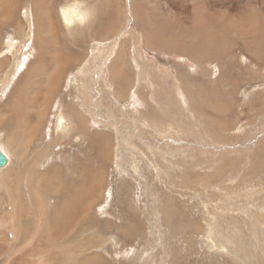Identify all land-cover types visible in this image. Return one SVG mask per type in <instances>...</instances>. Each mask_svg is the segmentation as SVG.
Returning a JSON list of instances; mask_svg holds the SVG:
<instances>
[{"label":"rangeland","instance_id":"1","mask_svg":"<svg viewBox=\"0 0 264 264\" xmlns=\"http://www.w3.org/2000/svg\"><path fill=\"white\" fill-rule=\"evenodd\" d=\"M36 1L34 6L41 5L44 8L42 11L44 14H39L38 20L37 16H34L32 0L22 1L19 10L14 14L13 22L11 18V21L6 23L8 26L2 25L3 11H0V63L2 62L0 84L4 73H11L14 62L22 59L21 53L24 50L30 49L32 54H28L25 66L18 75L24 71L29 60L34 62L32 70L29 72L28 68L26 71L27 78L21 81L18 87L22 86L24 90L22 95L24 104L16 121L24 122L21 127L24 124L29 127L23 136L17 135V140L22 141V165L25 169L20 176L8 179V182H12L9 196L3 199L5 203H0V206L5 205L0 209V264L6 260L21 258L22 255H25V263L28 264H264V219L260 217L264 214L263 209L259 206H249L250 204H247L250 209H244L255 194H259L261 200L264 199V160L261 163L260 159L255 160L259 156L264 159V97H260L263 100L250 98L255 91L264 90V68L258 67L257 61L256 63L249 61L238 52L230 64L224 65L223 78L219 86L216 81L214 82L219 67L212 68L209 67L211 64H206L205 67L202 66L204 70L201 71L197 67L186 65L187 71L195 74L193 77L185 78V81H174L175 88H179L181 95L194 94L196 91L192 86L197 80L206 81L215 92L228 91L230 95L224 93L225 96H220L219 92L216 94L220 102H230L231 106H225L221 110H207L208 112L205 109H195L194 111H199L195 114L199 117L195 116V121L191 122L190 115H193V109H189L188 101L184 103L185 99L177 95L176 100L177 102L180 100L182 109L154 111L157 116L173 119L174 123L170 122L172 128L165 133L154 131L151 122L147 125L138 122L134 119L135 116H129L132 110L122 109L127 111L122 113L118 108L110 106L106 98L98 97L95 105L98 113L96 109L93 108L95 111L92 109L87 135L90 146L87 151L88 164H83L81 148L69 145L60 137L56 139L51 130L60 102L64 101L67 104L69 96L74 104H77L81 98L79 88L73 89L69 94L67 90L73 84L71 76L90 59L88 58L90 47L88 48L86 36L82 35L77 48L78 57L72 51L71 53L65 51L68 44L72 50H75V47L72 38L69 40L62 35L66 31L60 24L58 15L60 6L57 4L54 7L49 6L51 0ZM95 4L96 0L92 2V5ZM3 9L1 6L0 10ZM40 15L43 18L39 17ZM37 25L43 30V39L50 48L52 46L51 50L56 48L53 52L55 59L59 60L58 57L63 58L65 55L67 57L64 59L72 62V68L61 85L58 98L53 100L50 109L43 106L42 97L39 95L40 82L45 79V74L35 62L39 56L38 46L34 44L33 39ZM129 31L130 27L126 25L117 37L111 39V45L130 38ZM138 32L137 42L132 39L128 41L129 54L131 53L128 59L131 62L133 58L138 60L137 62L142 59L150 61L152 56L149 52L145 53L147 51L139 41ZM10 39L17 44L10 52H6ZM107 43L106 45L100 43L98 52L100 56L104 53L102 48L107 46ZM117 50L118 47L112 49L109 60L116 57ZM61 62L60 59L59 63ZM131 64L135 66V69L131 70V76L134 78L139 75L135 89L141 85L146 86V73L137 68L134 61ZM3 66L5 70L2 69ZM169 66L172 67L167 70L168 74L176 72L173 65ZM53 68L51 66L45 71L51 73ZM85 79L88 78L82 76V80ZM101 82V79L97 80V83ZM12 84L13 82L3 96L0 93V116L12 113L11 108L6 106L8 100L6 97ZM144 97L148 99L149 95L144 94ZM33 110L36 112L34 117L30 115ZM41 113L46 115L43 119L45 124L34 137L32 131L35 122L38 120L41 122L43 118ZM96 113L100 120L93 117ZM144 113L148 111L144 110ZM16 121L13 123L16 124ZM14 124L10 126L15 129ZM214 130L216 132H213ZM30 141L32 144L29 146ZM0 143L6 146L3 134L0 136ZM150 147L155 154L150 151ZM182 159L188 164H183ZM74 163L89 166L92 180L98 181L100 186L96 192L91 193V198L80 204V211L83 208L87 214V219L84 220L87 224H82L78 219L71 230H66L67 233L65 231L62 237L55 235L57 236L55 243L50 244L48 232L53 228L44 226L36 232V224L27 216H31V212L38 213L39 201L44 206V211L50 215L49 219H52V215L55 214L54 208L62 203L60 200L63 189L65 192V186L70 184L72 178L67 173L68 165L74 168ZM155 163L159 168L157 172L154 169ZM49 166L60 171L57 178L46 177ZM215 171L219 176H215ZM39 180L52 188H43L39 191L42 195L36 196L31 191L37 189ZM209 184L211 189H208ZM186 187L201 192L200 198L184 194ZM11 193L16 197L11 196ZM17 196L19 202L16 201ZM225 202H230L233 206H227ZM14 205H21L22 209L29 207L31 212L20 213L21 208L13 210ZM9 210L11 212L7 214L8 216L1 217L2 211ZM164 210H168L172 217L169 225L162 219ZM244 210L247 213L243 212ZM205 212L207 213L204 214ZM21 215L28 224L25 226L27 231L24 235L13 224ZM210 218L215 225L210 237L213 242L204 241L206 235L204 229H207L206 222Z\"/></svg>","mask_w":264,"mask_h":264},{"label":"bare ground","instance_id":"2","mask_svg":"<svg viewBox=\"0 0 264 264\" xmlns=\"http://www.w3.org/2000/svg\"><path fill=\"white\" fill-rule=\"evenodd\" d=\"M22 1L23 0H2L0 3V9L1 6L4 8L0 10L3 11L1 16L4 19L2 25L8 26L6 23L11 21V18L13 22L14 14L19 10ZM45 1L49 2V0ZM45 1L44 3L46 4ZM93 1L95 0H67V2L59 3V1L55 2V0H51L49 4L51 7H54L55 4L60 6L58 7L60 24L66 31V33H62V35L64 34L66 39L70 40L72 38L73 40L75 50H72V47L68 44V48L66 47L65 51L69 53L72 51L74 55L78 57L79 51L77 48L79 47V42H81L82 35L86 36L88 48L90 47L88 51L90 54L88 58L90 59L88 61L85 60L87 64L84 63L81 69L71 76V83L73 84H71V87L67 90V94H69L73 89L79 88L81 98L78 99L77 104H74L69 96L67 97L69 99L66 100L67 104L64 101L62 103L60 102L56 119L51 130V133H54L56 139L60 137L69 145L81 148V163L83 164H88L87 151L90 146L89 137H87V135L89 133V122L92 116L91 111L93 108L97 110L95 105L98 97H103V99L106 98L110 106L118 108L122 113H127V111H124L127 109L132 110L129 116H135L134 119L138 122H144L147 125L151 122L154 131L165 133L172 128L170 122L174 123V121L171 117L166 119L164 116H157L154 111L182 109L183 105L181 106L180 100L178 102L176 100L177 95H180L183 100L185 99L184 103L188 101L190 106L189 109H193V115H190L191 122L195 121V114L199 112L194 111L195 109H205L206 111L221 110L225 106H231L230 102H220L216 94L219 92L220 96H225L224 93L227 95H230V93L228 91L215 92L213 87H210L206 81L200 82L197 80V83L192 86L194 87V91H196L194 94L181 95L179 88H175L176 83L174 81H185V78H189V76L193 77L195 74L194 72L189 73L186 69V65L188 67H197L201 69V71L204 70L203 67H205L206 64H211L209 67L212 66V68L219 67L220 69L217 70L218 76H215L216 80L214 79V82L216 81L219 86H221L220 83L223 78L224 65L230 64L234 55L238 52L249 61L255 63L257 61L258 63L256 64H258V67L261 66V68H264V0H96V4L92 5ZM35 2L37 1L32 0L34 16H37L36 19L38 20V15L44 11V8L41 5L38 7L34 6ZM42 14H44V12ZM41 16L42 15L39 17ZM126 25L130 27V38L125 39L124 42L122 41L120 43V41H118L116 44L111 45V39L117 37ZM137 31L140 32L139 41L147 51L144 52H149L152 58L150 61H143L142 59L140 62H137L138 60L133 58L136 67L145 72L147 76V85H141L135 89V84L138 81L139 75H136L134 78L131 76V70L135 69V66H132L131 63L133 61L131 62L128 59V56L131 54H129L130 44L128 41L132 39L137 42ZM48 36H50L51 39L53 38L51 35ZM33 39L34 44L38 46L39 55L35 62L45 74V79L40 82L41 89L39 90V95L42 97L41 101H43V106L50 109L53 105V100L58 98L61 85L69 70L72 68V62L69 60L67 61V59L65 60L64 58L67 57L65 55L63 58L58 57L59 60L61 59V63H59V60L55 59L53 52L56 48L51 50L52 46L50 48L43 39V30H41L40 25H37ZM100 43H107V46L102 48L104 53H102L101 56L98 53L100 51ZM15 44L17 43H14L13 40L10 39V41L7 42L6 52H10ZM116 47H118L116 57H114L113 60H109L108 58L112 54V49L114 50ZM28 54H32L30 49H27V51L24 50L21 53L22 59L14 62L10 70L11 73H4L2 83L0 84V93L3 96L13 82L8 96L6 97L8 98V100H6V106L11 108L12 113L8 114V116H0V136L2 134L5 135L6 145L4 146L0 143V151L6 158V163L0 167V192L3 194L0 193V203H5L3 199L9 196L12 182H8V179L12 176H20L25 169L22 165V141L17 140V135L21 134L23 136L29 127L27 128V126H25L26 124L21 127L24 123L23 121L21 122V120L17 122V119L21 115L19 110L24 104L22 98L24 90L22 86L20 88L18 87L20 86L19 83L23 80L25 81L27 78L28 74L26 71L28 68H30L29 72L32 70V64L34 62L29 60L24 71H22L20 75H18V73L21 68L25 66V60L28 58ZM6 59L7 56H5V60ZM127 63L129 64L127 65ZM169 64L176 68V72L172 71L169 74L167 73V70L169 71L170 67H172L169 66ZM51 66L54 67L53 71L51 73L46 72L45 70L49 69ZM2 69L5 70L6 68L3 66ZM139 74L141 75L140 72ZM84 75L88 79L82 80V76ZM99 79L102 80L101 83H97ZM133 79H135V81H133ZM144 94L149 95L148 99H145ZM37 96L38 95H36V97ZM260 97H264V90L255 91L250 95V98L259 99ZM260 99L263 100V98ZM263 106L261 105V107ZM43 108L41 109L44 112ZM144 110H147L148 113H144ZM31 113L30 115L32 117L36 114L34 110ZM97 113L95 114L96 116L94 115L93 117L100 120L97 118ZM42 116L41 122L39 120L35 122L36 125L32 131L34 137H36V132L41 130L43 124H45L43 119L46 115L42 114ZM211 116L212 115L208 117ZM16 117L18 118L16 119ZM14 121H16V124L13 123ZM176 121L177 120H175V122ZM32 123L34 122L30 124ZM11 124H14L15 129L13 126H10ZM218 125H220V123ZM212 126L213 125H211V127ZM132 131L137 133L134 129H132ZM213 132L216 131L214 130ZM212 136L214 135L212 134ZM211 138L215 139L214 137ZM30 144H32V141L29 142V146ZM97 147L99 148V146ZM11 151L14 153L12 154ZM150 151L155 154L151 147ZM259 159V163L264 160L262 156L261 158L260 156L255 158V160ZM182 162L185 165L188 164L185 159H182ZM74 165V168L68 165L69 170L67 169V173L69 176L71 175L72 178L70 184L65 186V192L63 189L62 198L61 200L59 199L62 203L54 208L55 214L52 215L51 220L49 219L50 215L44 211V206L39 201H37L38 213L31 212L29 207L22 209L21 205L13 206V210L20 207V213H22V211L31 212V216L28 215L27 217L36 224V232H39L44 226L53 228L52 231L48 232V242L50 244H54L57 236L62 237L66 230L72 228L74 224H77L78 219L82 221V224H87V222L84 221L87 219V214L83 208H81L80 211V204L88 200L91 193L94 191L96 192L100 186L98 181L92 180L89 166H79L78 164L76 165V163H74L73 166ZM154 166L157 172L159 170L157 164ZM260 167L261 166H259V168ZM47 169V173H49L46 177L49 179L57 178L60 174V171L53 166H49ZM74 173H77V175H74ZM220 173H222V171H220ZM215 176H219L217 172ZM43 188L52 187L44 184L42 180H39L37 181V189L31 188V193L36 196H41L42 194L39 191ZM211 188L209 184L208 189ZM183 192L184 194H192L199 198L201 196V192L199 193L188 187L184 188ZM179 193H181V191H179ZM11 196L16 197V195L12 193ZM259 196V194L252 196L250 201L246 203L244 209H250L249 206L251 205H253V207L259 206L260 208L262 207L264 213V199L261 200ZM24 197L26 196L24 195ZM16 201H20L18 200V196ZM75 202H78V204L76 205ZM247 204L250 205L247 206ZM225 205L230 207L233 206L230 202H225ZM3 206L5 205H1L0 209H2ZM7 206H9L8 202ZM237 209H240V207H237ZM10 212V210L2 211L1 217L8 216L7 214H10ZM243 212L247 213L246 210ZM206 213L207 212L204 214ZM260 217L264 219V214ZM162 219L165 224H170L172 217L168 210H164ZM255 219L258 220L257 218ZM13 224L21 230L22 235L27 231L25 226L28 224L24 216L21 215L19 220ZM213 225V219L210 218V220L206 222L207 229H204L206 231L204 241L213 242V240L210 239ZM203 236L204 235H202V237ZM61 240L63 241V239ZM57 243H59V241H57ZM17 261L25 263V255H22L21 258L18 259L6 260L3 264H16Z\"/></svg>","mask_w":264,"mask_h":264},{"label":"water","instance_id":"3","mask_svg":"<svg viewBox=\"0 0 264 264\" xmlns=\"http://www.w3.org/2000/svg\"><path fill=\"white\" fill-rule=\"evenodd\" d=\"M6 163V158L3 153L0 151V167H2Z\"/></svg>","mask_w":264,"mask_h":264}]
</instances>
